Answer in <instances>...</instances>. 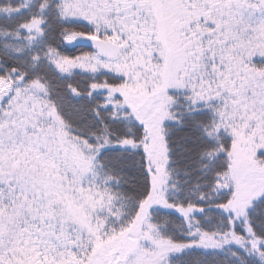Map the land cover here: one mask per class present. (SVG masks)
<instances>
[{"label":"snow or ice","instance_id":"snow-or-ice-1","mask_svg":"<svg viewBox=\"0 0 264 264\" xmlns=\"http://www.w3.org/2000/svg\"><path fill=\"white\" fill-rule=\"evenodd\" d=\"M0 264H264V0H0Z\"/></svg>","mask_w":264,"mask_h":264}]
</instances>
